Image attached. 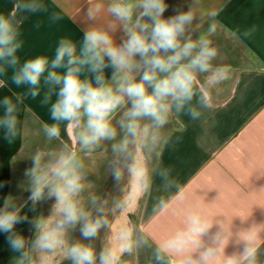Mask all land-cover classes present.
Segmentation results:
<instances>
[{
	"label": "clouds",
	"instance_id": "clouds-1",
	"mask_svg": "<svg viewBox=\"0 0 264 264\" xmlns=\"http://www.w3.org/2000/svg\"><path fill=\"white\" fill-rule=\"evenodd\" d=\"M200 5L201 0H192L188 11L165 17V0H89L85 15L90 24L81 40L62 38L51 57L23 62L17 55L22 47L20 30L11 14L0 15V76L11 68L12 83L27 85L32 98L40 95L42 85L48 86L42 103L49 105L52 123L43 125L44 134L49 140L60 139L63 125L78 147L72 151L64 144L47 161L39 151L32 156V167L26 171L32 210L43 201L53 203L47 217L30 221L31 240L15 230L28 221L22 215L24 206L11 196L4 199L0 232L7 234L10 248L18 253L13 264H123V257L148 243L133 239L131 225L121 227L99 251L86 241L96 240L102 230L111 232L109 212L114 217L149 190V163L161 157L168 145L166 130L173 117L184 114L200 119L212 107L213 90L234 71L231 65L214 63L218 48L211 37L217 30L216 12L207 15V34L193 39L200 26L193 27ZM43 8L33 0L14 5L21 12ZM51 18L56 21L61 16L53 13ZM118 32L122 33L119 43ZM85 72L90 76L85 77ZM0 103L4 109L0 128L12 143L20 132L18 105L9 96ZM105 145L110 146V160ZM138 154L144 156L143 165ZM104 159L113 180L120 184L127 178L129 189L127 193L121 189L113 210L107 200L90 191L94 184L89 175L98 171V162ZM170 173L166 167L159 175L167 181ZM159 204L167 208L163 199ZM211 227L212 222L200 213L189 214L181 230L156 244L157 264H264V241L257 246L246 240L241 251L222 255L221 236L209 237ZM77 228L82 239L73 240L71 233Z\"/></svg>",
	"mask_w": 264,
	"mask_h": 264
},
{
	"label": "crops",
	"instance_id": "crops-1",
	"mask_svg": "<svg viewBox=\"0 0 264 264\" xmlns=\"http://www.w3.org/2000/svg\"><path fill=\"white\" fill-rule=\"evenodd\" d=\"M25 2L0 0V15L11 14L20 30L22 47L17 55L21 62L37 56L51 57L60 39L78 42L90 24L85 15L89 0H33L44 8L37 12L14 9L15 4ZM165 3L168 9L164 16L170 17L188 11L192 0H165ZM213 11L218 23L211 39L224 36L236 51L230 55L216 46L218 56L214 63L231 65L234 71L213 90L212 107L204 110L200 119L192 120L184 114L173 117L166 130L168 145L161 157L149 163V190L138 203L116 212L114 217L109 212L111 232L102 230L96 240L86 241L99 251L121 227L131 225L133 239H146L148 243L137 248L133 255L123 257V264H157L156 244L181 230L193 212L212 222L209 237L221 236L222 255L241 251L246 240L257 246L264 241V0H201L193 24L194 28L200 26L192 33L193 39L207 34V15ZM53 13H58L61 19L53 21ZM246 32L250 34L245 37ZM116 39L119 43L122 33L118 32ZM12 71L8 68L0 76L3 80L0 100L9 96L17 103L20 132L9 143L0 128V207L8 196L24 206L22 215L26 214L28 221L17 224L15 230L31 240L34 228L30 221L38 216L47 217L53 203L43 201L32 210L26 176L32 167V156L39 151L47 161L64 144L72 151H78V147L70 141L71 130L65 133L63 125L60 139L49 140L45 136L43 125L52 123L49 105L42 103L48 86L42 85L40 95L32 98L27 85L17 87L12 83ZM106 74L110 77L111 69ZM84 76L90 74L85 72ZM3 111L0 103V116ZM105 147L110 160V146ZM138 161L143 165V154H138ZM98 164V171L89 175L94 184L90 191L107 200L108 209L113 210V200L121 196V189L124 193L129 190L127 178L118 184L112 178L108 160ZM166 167L171 169L167 181L159 175ZM161 199L167 202V208L160 207ZM71 236L73 240L82 239L79 228ZM209 237L205 241L210 244ZM16 255L8 244L7 234L0 232V264H13Z\"/></svg>",
	"mask_w": 264,
	"mask_h": 264
},
{
	"label": "rangeland",
	"instance_id": "rangeland-1",
	"mask_svg": "<svg viewBox=\"0 0 264 264\" xmlns=\"http://www.w3.org/2000/svg\"><path fill=\"white\" fill-rule=\"evenodd\" d=\"M213 42H214L215 46H217V47H219L225 51L227 50L230 55H234V53L236 54V51L234 50L235 48H234V46L231 45L230 40L228 38H226L224 36L223 37H217L213 40Z\"/></svg>",
	"mask_w": 264,
	"mask_h": 264
}]
</instances>
